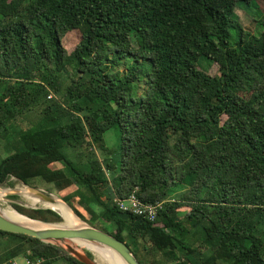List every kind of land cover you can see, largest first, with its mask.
I'll use <instances>...</instances> for the list:
<instances>
[{
    "label": "trees",
    "instance_id": "16d2710c",
    "mask_svg": "<svg viewBox=\"0 0 264 264\" xmlns=\"http://www.w3.org/2000/svg\"><path fill=\"white\" fill-rule=\"evenodd\" d=\"M255 1L0 0V183L51 184L141 264H264V14L257 35L236 18ZM135 190L156 221L119 208ZM20 257L83 264L0 231V264Z\"/></svg>",
    "mask_w": 264,
    "mask_h": 264
},
{
    "label": "water",
    "instance_id": "95a60500",
    "mask_svg": "<svg viewBox=\"0 0 264 264\" xmlns=\"http://www.w3.org/2000/svg\"><path fill=\"white\" fill-rule=\"evenodd\" d=\"M29 188L34 192L43 194L42 199L47 202H53L51 196H57L55 194L48 195L46 193L39 192L36 189H32L31 187ZM61 200L73 211V209L63 199ZM30 209H49L56 212L62 217V215L53 208H39L32 206V208ZM73 213L80 220V225L68 226L63 223H46L31 218V221L34 220L36 223L39 224H30L21 221L11 220L7 218L3 214V212L0 211V231L26 235L29 237L36 238L44 243L62 247L71 256H73L83 264L97 263L93 258H90L88 254L83 253L82 251H79L73 247H70L69 245H73L75 242L87 243L96 247L112 251L122 260L124 264H141L134 255V253L131 251V249L124 242L115 238L109 233H106L94 226L89 225L88 223L84 222L78 215H76L74 211Z\"/></svg>",
    "mask_w": 264,
    "mask_h": 264
},
{
    "label": "rangeland",
    "instance_id": "374dc122",
    "mask_svg": "<svg viewBox=\"0 0 264 264\" xmlns=\"http://www.w3.org/2000/svg\"><path fill=\"white\" fill-rule=\"evenodd\" d=\"M261 13L264 14V2L262 3V2L255 1L253 7H251V8L243 6V5H238V7L236 9V14H237L236 18L239 21V23L244 27V29H246V31L257 35V34H260V32H261V28L258 24V21L260 20V14ZM207 64H208V62L202 61L201 62V68L204 69L205 65H207ZM205 69L211 75H216L218 72V67L215 64H211L208 66V68H205ZM35 120H36L35 116H32L31 118H29L26 121L25 124H28V123L31 124ZM24 127H26V126L23 124L22 127H20V129H23ZM16 137H17V135L12 134L10 139H14ZM105 141H106V145L108 148H110L113 151L116 150L118 148V145H119V134H118L117 130L111 129L110 131H108V133L105 135ZM8 151H10V147L7 146V142L1 140L0 141V156L5 155L6 152H8ZM56 166L59 169L60 168L65 169L63 164H57ZM29 184H35L38 187H40V188H33V187L29 186L32 189H36L39 192H43V193H46L48 195L54 194L52 192H49L53 189V186L51 184H47V183L43 184V183H41V180H37V179H36V181H32ZM24 187H27V186L22 181H19L17 178H10L5 183H0V192L5 193V197H4L5 200H0V208L4 209V208L12 207L14 209V207H13L14 203L15 204L18 203V204H20V206H23V207L28 208V209L32 208L29 201L21 194V190L24 192L25 195L30 193L28 191V189H24ZM29 187H27V188H29ZM12 196H17L18 198L15 199V198H12ZM38 200H39V198H38ZM39 202H41V201L39 200ZM41 203H43V202H41ZM38 207L43 208L42 205H39ZM63 219L64 220H63V222H61V224L67 223V220L64 217H63ZM72 220H74V219H72ZM84 222H86V221H84ZM86 223H88V222H86ZM81 251L83 253H86V254L91 253L93 256L92 258L96 261L97 264H103V262L101 261V258L97 254H95L94 252L90 251L89 249H82ZM18 260L21 264H25V260L23 257L19 258Z\"/></svg>",
    "mask_w": 264,
    "mask_h": 264
},
{
    "label": "bare ground",
    "instance_id": "6f19581e",
    "mask_svg": "<svg viewBox=\"0 0 264 264\" xmlns=\"http://www.w3.org/2000/svg\"><path fill=\"white\" fill-rule=\"evenodd\" d=\"M27 189L29 192L33 193L36 197H38L41 202H43V203L29 202L31 206L38 207L39 205H42L43 207L53 208L54 210L58 211L62 215V217H64L67 221L71 220L72 222L76 224V225H68L66 223H63L65 225L77 226L81 224L80 220L75 216L73 211L57 196H51V198L53 199V202H47L42 199L43 194L34 192L33 190L29 188ZM4 197H5V193L0 192V200H5ZM15 210L12 207L4 208V209L0 208V211L3 212V214L11 220L21 221V222L30 223V224L32 223L39 224V223H36L34 220L31 221V219L28 216L21 214L17 210L16 212ZM69 246L79 251H81L82 249H89L90 251L94 252L101 258V261L103 262V264H124L122 260L115 253H113L110 250H106L104 248L96 247V246L83 243V242H75L73 245H69Z\"/></svg>",
    "mask_w": 264,
    "mask_h": 264
},
{
    "label": "built area",
    "instance_id": "2783aa9c",
    "mask_svg": "<svg viewBox=\"0 0 264 264\" xmlns=\"http://www.w3.org/2000/svg\"><path fill=\"white\" fill-rule=\"evenodd\" d=\"M117 205L122 211L132 212L135 215L144 217L145 219L154 222L157 220L159 212L162 209V203L158 204H146L143 203L139 197L137 196V191L135 190L128 199L125 200H117ZM32 263L29 260H26V264H39ZM12 264H16L15 262Z\"/></svg>",
    "mask_w": 264,
    "mask_h": 264
},
{
    "label": "crops",
    "instance_id": "0c3cea01",
    "mask_svg": "<svg viewBox=\"0 0 264 264\" xmlns=\"http://www.w3.org/2000/svg\"><path fill=\"white\" fill-rule=\"evenodd\" d=\"M21 258V257H20ZM19 258H17L16 260H14V262L16 263V264H21L20 262H19V260H18ZM24 260H25V264H26V258H24Z\"/></svg>",
    "mask_w": 264,
    "mask_h": 264
}]
</instances>
